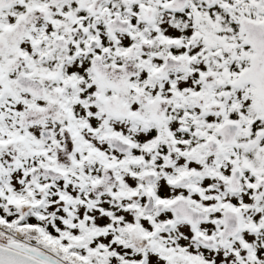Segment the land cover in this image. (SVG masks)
Masks as SVG:
<instances>
[{
  "label": "snow or ice",
  "instance_id": "6c2138e0",
  "mask_svg": "<svg viewBox=\"0 0 264 264\" xmlns=\"http://www.w3.org/2000/svg\"><path fill=\"white\" fill-rule=\"evenodd\" d=\"M0 264H264V0H0Z\"/></svg>",
  "mask_w": 264,
  "mask_h": 264
}]
</instances>
